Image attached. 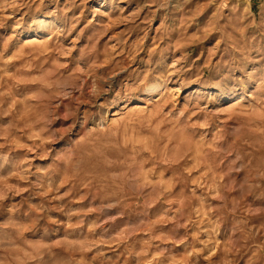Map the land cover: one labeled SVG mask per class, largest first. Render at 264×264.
Here are the masks:
<instances>
[{
	"label": "rangeland",
	"instance_id": "374dc122",
	"mask_svg": "<svg viewBox=\"0 0 264 264\" xmlns=\"http://www.w3.org/2000/svg\"><path fill=\"white\" fill-rule=\"evenodd\" d=\"M0 264H264V0H0Z\"/></svg>",
	"mask_w": 264,
	"mask_h": 264
},
{
	"label": "bare ground",
	"instance_id": "6f19581e",
	"mask_svg": "<svg viewBox=\"0 0 264 264\" xmlns=\"http://www.w3.org/2000/svg\"><path fill=\"white\" fill-rule=\"evenodd\" d=\"M31 42V41H30ZM32 45H37L36 43H34L33 44V42L31 43ZM36 47V46H35ZM37 47H38V45H37ZM32 48H33V46H32ZM39 48V47H38ZM33 58V57H32ZM112 73H114V72H112ZM116 73V72H115ZM112 75V74H111ZM110 75V76H111ZM120 75V74H119ZM94 77V76H93ZM96 78V77H95ZM116 78V74L115 75H113V76H111L109 79H110V81H112V80H114ZM106 79H108V78H106ZM109 79H108V81H109ZM98 80V79H97ZM97 80H95V81H93V85H92V87L94 88V89H98V88H100V82L99 81H97ZM107 80H106V83L105 84H107V82H108ZM109 83V82H108ZM110 83H112V82H110ZM109 83V84H110ZM84 84H87V82H86V80L84 81ZM108 85V84H107ZM93 90V89H92ZM137 112V111H136ZM139 113V112H138ZM102 129V128H101ZM169 138V137H168ZM23 251V250H22Z\"/></svg>",
	"mask_w": 264,
	"mask_h": 264
}]
</instances>
